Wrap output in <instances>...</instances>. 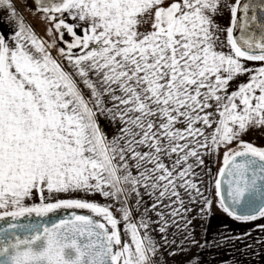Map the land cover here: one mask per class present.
<instances>
[{"label":"snow or ice","instance_id":"1","mask_svg":"<svg viewBox=\"0 0 264 264\" xmlns=\"http://www.w3.org/2000/svg\"><path fill=\"white\" fill-rule=\"evenodd\" d=\"M0 264H264V0H0Z\"/></svg>","mask_w":264,"mask_h":264},{"label":"crops","instance_id":"2","mask_svg":"<svg viewBox=\"0 0 264 264\" xmlns=\"http://www.w3.org/2000/svg\"><path fill=\"white\" fill-rule=\"evenodd\" d=\"M233 229L236 231V232H240L244 229H247L249 226L248 225H238V224H233L232 225ZM213 255H216V254H213ZM209 259H211V257H209Z\"/></svg>","mask_w":264,"mask_h":264}]
</instances>
